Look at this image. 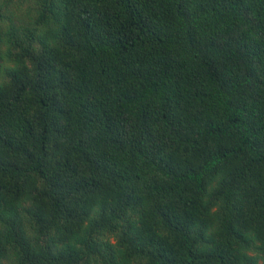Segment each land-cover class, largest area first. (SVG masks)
Instances as JSON below:
<instances>
[{"label":"trees","instance_id":"1","mask_svg":"<svg viewBox=\"0 0 264 264\" xmlns=\"http://www.w3.org/2000/svg\"><path fill=\"white\" fill-rule=\"evenodd\" d=\"M0 264H264V0L0 4Z\"/></svg>","mask_w":264,"mask_h":264},{"label":"clouds","instance_id":"2","mask_svg":"<svg viewBox=\"0 0 264 264\" xmlns=\"http://www.w3.org/2000/svg\"><path fill=\"white\" fill-rule=\"evenodd\" d=\"M6 3H7V0H0V4L6 5Z\"/></svg>","mask_w":264,"mask_h":264}]
</instances>
